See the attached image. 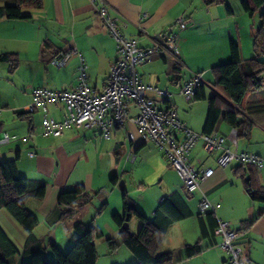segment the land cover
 <instances>
[{"label":"crops","instance_id":"0c3cea01","mask_svg":"<svg viewBox=\"0 0 264 264\" xmlns=\"http://www.w3.org/2000/svg\"><path fill=\"white\" fill-rule=\"evenodd\" d=\"M12 2L13 0H0V7ZM103 2L107 5L110 15L119 19L124 37L135 39L141 47L153 46L162 36L175 32V22L179 16L192 21L191 25L178 35L175 44V52L181 65L179 73L173 72V58L167 50L139 66L140 77L159 88H168L167 84L171 83L177 86V94L181 95V85L193 74L198 73L201 74L204 88L211 89L214 81L211 69L230 59L231 40L238 43L243 61L256 56L253 34L258 26L256 20L251 18L257 14L251 17L244 13L242 7L241 12H235L227 5L228 0ZM22 13L27 18L0 17V54L13 53L18 59L17 66L12 70L5 63L8 88L3 92V96H0V106L3 107L0 108V136L2 132H7L15 137L8 143H0V161L15 159L21 176L46 183L44 196L28 197L25 205L38 220L33 234L41 241L45 258L53 259L54 255L48 244H54L64 253L76 238L73 229L76 222L96 225L91 223L90 219H84L87 214L92 213L90 208L99 207L97 215L109 207L111 213L123 212L121 201L124 193L122 198H119L115 192L118 183L112 184L110 177L116 175L121 180L124 174H128L132 169L131 164L137 158L143 164L154 159L159 150L151 142L132 144L126 138L123 128H116L109 138L102 137L95 127L67 128L61 136L41 135L42 112H24L31 101L32 90L73 88L79 76L80 57L85 64L88 84L103 89L108 83L110 65L117 53L116 42L102 24L90 0H42L40 7L25 8ZM246 15L249 18H246ZM189 40L204 44L209 49V52L197 56V59L202 61L200 66L194 65L185 49V43ZM73 49L76 53L70 55L66 65L52 70L49 63L51 57ZM258 58L264 60V53ZM184 70L190 72V75L185 76ZM208 73L210 77L207 76ZM19 83L24 89L19 88ZM172 94L173 91L170 96ZM147 95L155 103L163 102L160 92L149 91ZM170 98L169 104H163L165 107H173L178 116L175 101ZM201 109L199 108V117ZM207 109L208 106L204 108V119L199 132L186 120L180 119L189 129L202 133ZM64 113L62 103L48 107V116L57 121L62 120ZM243 118L251 125L246 132L240 131L238 134L237 149L264 157V87L248 95L246 109L238 120L242 121ZM229 129L230 126L222 119L215 128L221 133H227ZM25 135L30 136L23 141L21 137ZM135 136L139 138L136 132ZM198 142L190 152L189 161L196 168L213 167V174L205 178L193 192H187L181 184L184 196L175 190L168 191L158 200H154L149 199L150 195L146 199L141 193L138 195L139 202L133 204L134 207L151 219L160 200L166 195L178 192L185 199L191 215L170 225L160 245V253H169L173 259L172 264H223L226 254L218 245L220 236L213 232L211 236L200 238L197 216L201 210L198 199L205 195L211 204L217 206L214 211L216 218L227 222L230 228L237 232L236 242L242 247L245 264H264V167L250 166L252 182L248 187L245 183L248 181V167L244 168L236 162L219 167L215 156L206 154ZM131 150L136 154L133 162L126 160V155ZM29 151H32L33 155H30ZM106 183L111 186L109 190L105 187ZM78 186H84L92 195V199L77 210L73 219L61 222L57 205L58 195L63 190ZM253 190H257L262 198L253 199ZM112 197L118 201L114 210L110 201ZM193 197L196 198L194 207L188 202ZM107 222L110 229L108 237L119 241L120 227ZM0 226L18 248V253L10 258V263H29L30 257L23 252L28 234L3 208H0ZM132 228L130 225L133 231ZM171 232L175 236L174 240L169 238ZM196 242H199L202 248L200 253L179 260L184 254L185 245ZM120 245L122 244L118 243V246Z\"/></svg>","mask_w":264,"mask_h":264},{"label":"built area","instance_id":"2783aa9c","mask_svg":"<svg viewBox=\"0 0 264 264\" xmlns=\"http://www.w3.org/2000/svg\"><path fill=\"white\" fill-rule=\"evenodd\" d=\"M100 17L102 24L116 42L117 53L110 65L107 85L97 89L88 84L85 64L80 57L79 76L76 85L71 89L51 90L34 88L31 101L24 112H42L40 121L43 136H61L67 128L95 127L100 135L109 138L116 128H123L126 138L132 143L151 142L163 153L168 166L174 169L181 178L187 192L199 188L201 182L211 176L214 168L207 166L196 168L189 161L194 145L201 141L202 150L214 155L216 164L225 167L233 162L247 167H264V157L237 149V130L230 127L227 133L212 131L197 133L189 129L168 105L158 109L155 101L147 95L149 91L160 92L164 104H169L171 92L168 88H159L145 82L136 70V66L150 61L154 55L167 50L173 59L178 60L175 44L178 34L169 32L161 37L158 43L150 47H141L135 39L124 37L120 21L110 15L103 0H90ZM145 16V14H143ZM192 21L184 16L176 19L179 30L186 29ZM73 50L61 52L51 57L49 63L57 68L66 65ZM201 74L195 73L180 87V94L191 102L198 87L203 85ZM162 102V103H163ZM62 103L65 113L62 120L48 116L49 105ZM133 128V129H132ZM135 132L139 138H136ZM30 135L22 136L23 141ZM15 136L2 132L0 143H8ZM138 139L140 141H138ZM33 155L32 151H29ZM136 154L131 150L126 160L133 162ZM200 210L215 211L216 205L209 202L205 195L198 199ZM215 234L220 236L219 247L226 254L223 264H245L242 258V247L236 242L237 232L225 221L217 219Z\"/></svg>","mask_w":264,"mask_h":264},{"label":"trees","instance_id":"16d2710c","mask_svg":"<svg viewBox=\"0 0 264 264\" xmlns=\"http://www.w3.org/2000/svg\"><path fill=\"white\" fill-rule=\"evenodd\" d=\"M212 1V0H210ZM42 0H13L12 4L0 7V17L6 19L27 18L22 13L25 8H38ZM244 13L249 16L259 14L260 23L253 34L254 51L256 56L243 61L240 56L238 43L234 40L229 42L230 59L224 63L214 66L211 70L214 81L211 84L213 94L206 95L203 85L199 86L193 99H207L208 109L203 125L202 133L216 131V125L220 119L230 127L237 130V134L246 132L250 122L243 118L238 120L245 109L248 95L264 87V60L258 57L264 53V0H241ZM0 63H7L10 70L17 66L18 59L13 53H1ZM173 72L179 73L181 65L178 60L173 59ZM204 84V83H203ZM192 99V100H193ZM222 112V110H224ZM248 170V181L246 186H251L252 175L250 167ZM116 175L110 177L112 184L118 183ZM46 191V183L43 181L30 180L21 176L18 172L16 160L0 161V208L5 209L12 218L28 234L24 254L30 257L26 264H95L97 253L95 240L103 236L99 228L90 224L76 222L73 229L76 238L66 252L60 251L54 244H48L54 258L46 259L44 247L41 241L33 234L38 224L37 218L27 209L25 201L28 197L42 198ZM253 199L262 198L257 190H253ZM92 195L84 186H78L70 190H63L57 198L59 208V220L66 222L76 215L83 205L90 202ZM122 214L113 213L115 224L120 227L119 241L113 237L107 238L110 249L114 250L118 243L129 249L136 258L132 264H172L173 259L169 253H160V245L166 231L174 222L191 215V211L185 199L178 192L164 196L154 210L151 219L139 212L125 194L122 198ZM139 220L137 233L129 229H122L125 218L128 221L132 217ZM200 238L211 236L217 226V218L212 211H201L197 216ZM252 221H249L251 223ZM202 250L199 242L184 247V254L179 260L194 256ZM18 253V248L8 237L0 226V264H11L10 258Z\"/></svg>","mask_w":264,"mask_h":264},{"label":"rangeland","instance_id":"374dc122","mask_svg":"<svg viewBox=\"0 0 264 264\" xmlns=\"http://www.w3.org/2000/svg\"><path fill=\"white\" fill-rule=\"evenodd\" d=\"M229 7H231L235 12H241V0H228ZM246 18L247 17L246 15ZM251 18V17H250ZM253 20H256L257 26L259 24V14L255 15V17L251 18ZM249 20V19H248ZM251 20V23L253 22ZM175 33L180 35L184 30H179L178 28L174 29ZM186 31V30H185ZM185 49L187 52H189V57H191V61L196 66L202 65L201 59H197V56L203 55V53L209 52V49L204 44H201L199 42L195 41H187L185 43ZM208 49V50H207ZM156 56V55H154ZM224 63V62H222ZM139 66H136V70L138 72ZM51 67V66H50ZM49 68V67H48ZM52 70H56L54 66L51 67ZM6 70L7 66L5 63H0V96H3V92L7 90L8 85H6ZM186 70V69H185ZM183 71L185 76H189L190 72ZM207 71V70H205ZM206 76V75H205ZM207 76L210 77V73L207 74ZM19 82V81H18ZM167 87L169 88L170 92L173 91V94L169 97L172 101H175L176 110L178 113V117L182 120H186L192 128H194L195 131L199 132L200 127L202 125L204 114L207 106H208V100L207 99H193L191 102H187L182 95L177 94L178 88L177 86H174L173 84H167ZM19 88L24 89L23 85L19 83ZM213 93V91L208 87L206 88V95L209 97L210 94ZM156 107L158 109L165 108V105L160 101H157ZM1 105V104H0ZM2 106H0L1 108ZM11 107V106H9ZM3 108V107H2ZM199 108L201 109L200 117L199 115ZM198 143H201L200 141ZM163 153L159 150L158 154L155 156L154 159L148 162H144L142 164V161L137 158V160L131 164L132 169L129 171L128 174H124L121 178V180L126 182L128 190L124 193L119 189V187H115L116 194L119 195V198H122V194L124 193L125 196L135 203L139 202L138 195L143 193L145 198L150 195L149 199L153 198L154 200H158L163 194H165L168 191H179L184 196L183 190L181 189L182 181L179 177V175L168 166L167 161L165 160ZM109 179V177L107 178ZM140 183H143L141 185ZM109 190L111 188L110 185L106 183V186ZM142 190V191H141ZM150 190V191H148ZM114 196V195H113ZM111 204L113 205V210L118 205V201L114 199V197L111 198ZM189 204L194 207L196 204V198L193 197L190 200H188ZM122 204V201H121ZM120 204V205H121ZM100 205V203L98 204ZM116 205V206H114ZM91 214H87L85 216V220L90 219V222L94 225L96 228H99L103 236L99 237L95 240V248L97 253V258L95 264H132L135 263L136 258L133 255V253L127 249L124 245L116 247L114 250L110 249L107 238L110 235V229L108 228V222L110 225H114L115 221L112 218L110 212L111 208L107 209L106 211H103L100 215H97V213L100 211L99 207L92 209ZM122 213V212H121ZM120 213V214H121ZM93 215V216H92ZM132 222V223H131ZM134 224H136L134 226ZM138 224V227H137ZM133 226V231L130 229ZM139 220L137 217H132L128 221V229L132 233H137L139 229ZM175 236L172 234V232L169 234V238H172L173 240ZM174 255L176 256L177 253L175 252Z\"/></svg>","mask_w":264,"mask_h":264},{"label":"water","instance_id":"95a60500","mask_svg":"<svg viewBox=\"0 0 264 264\" xmlns=\"http://www.w3.org/2000/svg\"><path fill=\"white\" fill-rule=\"evenodd\" d=\"M118 187L124 193L127 191L126 184L124 183L123 180H119ZM121 228L122 229H128V219H127V217L125 218L123 224L121 225Z\"/></svg>","mask_w":264,"mask_h":264}]
</instances>
